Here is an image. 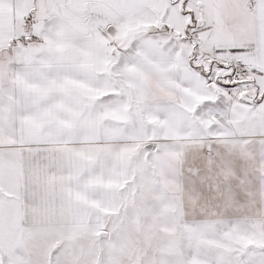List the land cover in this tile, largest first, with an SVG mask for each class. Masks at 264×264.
<instances>
[{"label":"snow or ice","instance_id":"1","mask_svg":"<svg viewBox=\"0 0 264 264\" xmlns=\"http://www.w3.org/2000/svg\"><path fill=\"white\" fill-rule=\"evenodd\" d=\"M0 264H264V0H0Z\"/></svg>","mask_w":264,"mask_h":264}]
</instances>
